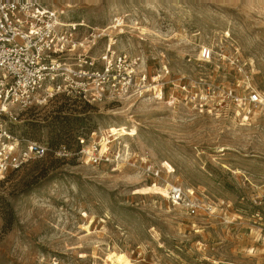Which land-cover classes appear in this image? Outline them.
<instances>
[{"label":"rangeland","instance_id":"1","mask_svg":"<svg viewBox=\"0 0 264 264\" xmlns=\"http://www.w3.org/2000/svg\"><path fill=\"white\" fill-rule=\"evenodd\" d=\"M46 1L79 25L80 38L111 33L114 48L142 57L150 74L167 65V90L173 79L205 82L210 92L255 89L262 102L249 113L231 101L208 112L216 99L201 112L153 96L90 104L57 95L22 111L21 134L51 142L59 131L99 137L112 124L136 121L139 135L115 140L111 150L126 145L137 166L50 154L0 176V264H111L112 251L131 264H264L257 204L264 202V0ZM105 42L90 53L98 56ZM203 47L211 49L208 61L200 59ZM142 159L164 167L155 186L181 185L199 203L197 213L170 202L165 190L134 194L154 186Z\"/></svg>","mask_w":264,"mask_h":264},{"label":"built area","instance_id":"2","mask_svg":"<svg viewBox=\"0 0 264 264\" xmlns=\"http://www.w3.org/2000/svg\"><path fill=\"white\" fill-rule=\"evenodd\" d=\"M115 25L123 27L124 18H116ZM77 26L49 8L46 0H0V176L50 154L57 158L77 156L93 165L137 166L126 145L111 150V143L125 136L113 135L112 127L103 130L99 137H95V130L90 135L75 131L59 144L23 136L21 125L25 120L21 112L46 104L57 95L90 104L153 96L156 100L179 101L201 112L216 99L220 102L209 105L208 112L231 101L243 113H249L251 105L262 102L255 89L247 94L233 88L210 92L205 82L192 85L173 79L167 90L164 79L172 74L167 65L150 74L142 57L114 48L118 42L116 35L102 32L80 38ZM101 38L106 42L95 56L90 52ZM211 55L209 47L200 51L201 61L210 60ZM163 168L142 159L141 169L154 186L161 184ZM164 190L170 202L183 203L191 214L197 213L200 205L184 187L172 184ZM257 204L264 208L263 201Z\"/></svg>","mask_w":264,"mask_h":264},{"label":"bare ground","instance_id":"3","mask_svg":"<svg viewBox=\"0 0 264 264\" xmlns=\"http://www.w3.org/2000/svg\"><path fill=\"white\" fill-rule=\"evenodd\" d=\"M58 11L64 12L61 9H59ZM121 112H125V111H119V112H115V113H121ZM128 116V115H127ZM130 117V116H129ZM246 118H244L243 120L247 119V115H245ZM130 119H132V117H130ZM134 120V119H133ZM192 123H195L194 120H191ZM140 123H137L136 121L133 122V125L131 126V128L126 127V125L120 124V125H116V124H112V131H113V135L117 134L118 136H122V135H131V136H135V135H139V131H140V127H139ZM118 127H120L118 129ZM225 150V148H221L218 151H222ZM218 154H223L222 152H217ZM157 192V193H164V189H162L159 186H141L136 188L133 193L134 194H148L152 191ZM88 235L91 236H95L96 235V231L94 230V228L91 225H87L86 226ZM108 260L111 262V264H131V260L129 259V257L123 253V252H110L108 255Z\"/></svg>","mask_w":264,"mask_h":264},{"label":"trees","instance_id":"4","mask_svg":"<svg viewBox=\"0 0 264 264\" xmlns=\"http://www.w3.org/2000/svg\"><path fill=\"white\" fill-rule=\"evenodd\" d=\"M27 128V127H26ZM56 132V131H55ZM65 132V131H64ZM63 132H61V131H59V135H56V134H54V137H52V140H53V142L52 143H54V144H59L63 139H62V137L61 136H63V137H65V138H67L68 136H70L71 135V131H69V132H65V133H67V134H62Z\"/></svg>","mask_w":264,"mask_h":264}]
</instances>
